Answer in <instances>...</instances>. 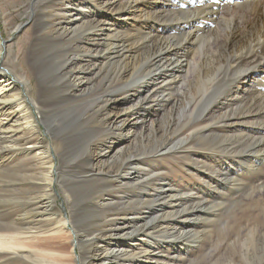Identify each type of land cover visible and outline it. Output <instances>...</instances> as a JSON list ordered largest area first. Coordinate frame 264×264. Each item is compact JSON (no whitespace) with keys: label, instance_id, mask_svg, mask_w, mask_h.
Returning a JSON list of instances; mask_svg holds the SVG:
<instances>
[{"label":"bare ground","instance_id":"6f19581e","mask_svg":"<svg viewBox=\"0 0 264 264\" xmlns=\"http://www.w3.org/2000/svg\"><path fill=\"white\" fill-rule=\"evenodd\" d=\"M64 2L59 13L65 17L57 15L51 25L48 16H35L27 57L31 61L33 49L44 48L41 63L50 66L47 72L35 66L40 79L37 99L24 93L20 84L31 82L28 74L17 76L16 67L4 63L0 44V207L21 205L16 191L33 190L29 175H22L24 183L17 187L21 176L17 175L25 168L40 170L39 188L45 191L22 205L34 207L36 214L0 217V264H159L162 246L186 243V235L193 232L189 223L216 214L212 204L220 194L217 184L223 182L219 156L239 158L248 165L249 153L264 155V139L249 134L252 127L264 123V0ZM234 5L243 13L227 19L222 8L234 10ZM205 11L210 12L209 18H199ZM217 23L219 27L212 29ZM202 33L206 42L193 53ZM230 78L235 79L234 85L218 92ZM56 103L75 104L79 117L88 116L90 122L101 119L99 128L106 139L97 147L102 161L98 170L93 168L92 143L75 162L65 161L70 136L61 134L57 121L48 118ZM182 109L190 120L175 119L174 113ZM41 124L52 134L51 141ZM184 125L189 136L182 134ZM138 128L140 152L134 155L130 139ZM172 136L176 138L170 141ZM199 139L215 153L200 156L206 158L203 166L211 176L206 190L212 200L195 199L189 189L171 184L165 190L162 169L154 163L145 166L139 158L151 152L183 154ZM55 156L60 165L53 161ZM63 167L73 172L72 181L60 177ZM106 178L134 191L121 199L123 206H134L129 212L122 211L120 218L108 214L100 198L90 200L93 192L88 189L78 192L75 207L71 205L65 217L48 218L56 211V183L70 196L72 183L85 186ZM152 178L160 182L158 187ZM237 180L227 181L226 188L230 185L232 191ZM6 193L10 196L5 199ZM93 211L99 216L97 223L88 218ZM54 222L57 227L51 229ZM155 235L162 240L155 243ZM224 264L237 263L228 259Z\"/></svg>","mask_w":264,"mask_h":264},{"label":"rangeland","instance_id":"374dc122","mask_svg":"<svg viewBox=\"0 0 264 264\" xmlns=\"http://www.w3.org/2000/svg\"><path fill=\"white\" fill-rule=\"evenodd\" d=\"M64 1L67 0H63L62 2L61 1L57 2L55 0H49V1L48 0H42V1L0 0V44H2V50L3 53L5 52V56H6L4 63L6 65L8 64L10 66L16 67L17 76H20L21 74L23 75L25 73L28 74V78L31 82L25 86L23 84H20V87L22 88L24 93H30V95L35 99H37L39 86H40V79L37 73V67H43V68L45 67L44 68L45 72H47L50 67L48 65H45L47 63L45 64L41 63V62H45L44 56L46 55V51L44 48L37 47V49H35L36 51L33 49L32 54L33 53L34 54L32 57L33 59H31V61H29L30 59H28L27 57V51H28L27 48L29 45L31 46L30 42L33 39V28L35 26V21L37 18L35 16L37 15V13L48 16V20L51 19L49 20L51 25L53 23V20L57 17V15L65 17L64 15H60L59 13V11L63 9L62 8L63 6L61 5L65 3ZM251 2L255 3V1H251ZM226 3L229 4L227 1ZM216 5L218 9V5L220 6V4H216ZM240 6L243 9L245 8L246 10H248V6H246L245 4L244 5L240 4ZM232 8L235 9L230 10L228 8L227 10L224 9V7L222 8L223 9L222 12H224L225 17L228 19L231 18L233 15L240 18V15L241 13H243V11L240 10L241 13L238 11L239 10L238 5H234L232 6ZM209 15L210 12L205 11L204 14H201L199 18H203V17L209 18ZM196 17H198V14L196 15ZM217 27H219L218 23L217 25L216 24L214 26L212 25L211 28L216 29ZM206 37L207 35L206 34L203 35V33L197 37L198 41L195 44L196 46L194 47L193 53L199 50L200 48L202 49V44L206 42L207 39ZM193 53H190L188 55L191 59L194 56ZM17 76L13 74L11 77L17 78ZM234 81L235 79L230 78V80L225 83L226 85L221 84V86H219L218 88V92L219 91L223 92L227 89H230L234 85L233 84ZM50 86L51 84L47 86L46 89L49 90ZM214 95L215 94H213V97ZM247 97H249V95ZM57 105L58 103L53 104V106H51L50 109L48 107L49 109L48 113L50 112L48 118L50 117L53 123L57 121L56 123L59 125L58 127L59 131L62 130L60 131L61 134L67 133V135L70 136L68 142L69 146L65 154V157L67 156L68 158L66 157L65 161H68V165L72 161L75 162L76 161L75 158L78 159L79 154L83 153L84 150L87 148V146H89L90 143H92L91 144L92 154L95 156V162L93 168L94 170H98L99 166H101L102 164V161L99 159L97 147L100 143L103 142V140L106 139L104 130L99 128L101 119L97 121L95 120L96 122L91 120L90 122L88 116H86V118L83 117L81 118V116L79 117L80 114L78 113L80 112L75 110L77 109V107L73 103H68V104L66 103L64 105L59 104L58 106ZM177 112L178 114L174 113V117L176 120L178 118H179L178 120H185V121L187 119L189 120L191 119L188 112L184 114L183 109ZM37 114L38 113H36V115ZM157 114H159V112H157L156 115ZM39 119L41 122V118ZM261 124H263L264 126V123H260L259 126L261 128L252 127L253 129L250 130L251 133L249 132L248 133L250 135L252 134V136L258 139L261 138L264 139V130L262 131L263 126H261ZM40 127L41 129H43V133L46 134L48 141H51L52 134L42 124ZM70 127L71 128L73 127L74 130L70 129ZM184 127L185 128L183 129L182 134L189 136L188 126L184 125ZM140 131L141 129L138 128L130 139V141H132L130 151L134 152V155L135 154L139 155L140 152V149H138L140 145L139 140L141 138ZM175 138L174 136H172L170 141L174 140ZM192 142L193 143L187 149L183 150V154H177L171 151L164 156H160L159 154L151 152L148 155H140L139 158L146 161L144 163L145 166L146 164L151 166L154 163L156 165V168L162 169L161 174L164 175L163 179H165L166 181L164 185L167 186L164 187L165 190L168 189L169 184H171L175 187H179V188L182 187V189H187V190L189 189L188 191H190L192 196L194 195L195 199L199 200L205 197V199L212 200V198L209 196L208 190H206L208 187L207 181H209L211 176L210 173H207L205 167L203 166V162L206 161V158L205 157L200 158V156L202 155L205 156V154H212V152L213 154L215 153L214 151H211L212 150L211 145L207 144L202 139L193 140ZM262 155L263 154H254V152H251L249 153V155H247V156H251V162L253 163L254 168H252V163L250 161H249L250 163L248 162V165H245L242 162L240 163L239 158L231 159V157H226V155L224 154L219 156L221 158L222 166H219L220 164V160H219L218 168L222 170L221 171L222 173L221 172L220 173L222 174L221 179L223 180V182L220 183V185L215 182L219 187L217 192L220 193L218 194L219 196L217 195V197L215 198L216 203L212 204L215 206L214 208L216 210V214L210 217L208 216V214L201 215L202 216L201 221H199L200 219H198L193 223H189V227H192L191 230L193 232L192 234L186 235L185 237L186 243L185 242L179 244L170 243L169 245L165 244L166 246H162V254L160 255L161 262L159 264H195L196 262L199 264H224V260H228V259H234V261H236L237 264H251V262L253 264H264V155L263 156ZM53 161H55V163L58 165H60L61 163L60 158L58 156L57 157L55 156V159H53ZM195 162L199 163V165L196 167L194 166ZM249 164L251 166H249ZM25 169L22 171V173L20 172V174L17 175L18 177L21 175L20 178L16 177L18 178L17 187H21L22 184L24 183L23 176L29 175V177L27 178L29 179L31 178L30 179L31 183L35 185L33 186V188L31 187V189H33L34 191L33 190L28 191L27 188L29 187L23 188V190L21 191H16L15 194H17V196L20 198L21 205H17L14 208L13 207L9 208L8 206L7 207L4 206V208L0 207V217L1 218L4 217L3 219H5L6 215L7 216L11 215L12 217L11 216L10 217L13 218V214H18V216H20L23 215L24 212H28V211H29L28 213L31 214L37 213L34 210V207L29 208V206L23 207L22 205L32 200V198L35 199L36 197L38 198V196L40 198L41 194L43 195L45 193L44 189L39 188L41 184L40 182L43 179V175L41 174L40 170H35L32 167L29 168L32 169L30 170V172H28L29 169L28 170L27 168ZM31 174L32 177H30ZM224 174H226V176ZM34 176L35 179L33 178ZM60 177L70 182L72 181L73 172L70 171L67 167L66 168L63 167ZM38 179L41 181H39ZM154 179L155 178H152L153 185L155 187H158L160 182ZM230 179L231 180L238 179L237 180L238 186L232 188L233 192L230 190L231 189L230 185L228 188H226L225 186L226 182L229 181ZM231 180L229 182H231ZM36 184L38 185L37 188H36ZM79 184H80L79 182L72 183L71 185L72 189L70 188L68 192L70 196L64 193L61 187L62 185L58 183L55 184L54 205L56 211L54 212V215L55 213L56 215L54 216L50 214L48 217L49 219L57 216H59V218L65 217V214L69 213L70 210L73 209V207H75V204L78 201V197H79L78 192H82L88 189H90L91 192H93L90 195L91 201L100 198V201L105 203V207H104L105 211L111 215L112 214L118 215L117 216L118 218L121 217L120 216L121 213L127 210L129 212L130 208L134 207L133 205L127 207L126 205L123 206L121 204V202H124L121 199L134 194V191L130 190L131 188L126 187V185L123 183L118 184L113 179L106 178L104 179V181L90 182L88 183V185L85 186H81ZM153 190L155 191V188H153ZM73 193L76 196H74ZM5 196L6 199L10 195L9 193H6ZM69 197L71 200L69 199ZM68 200H70L71 202ZM71 205H73V207ZM95 213L96 212L94 211L91 212L88 217L90 218V220L93 221V223H97L99 220L98 214ZM87 223L88 222L86 221L85 225H87ZM50 226L51 229H55L57 227L55 222ZM41 230L44 231L46 230V228L44 227ZM194 233L195 234L198 233L199 236H193ZM254 235L258 237L257 240L254 239L253 237ZM157 237L158 236L155 235L153 238L155 243L160 242L162 240L161 239L162 237L161 238L160 237L157 238ZM64 242L68 245L66 240ZM68 251L70 252L71 250ZM77 252H79V250H77Z\"/></svg>","mask_w":264,"mask_h":264}]
</instances>
